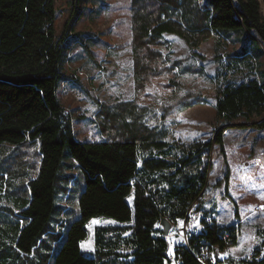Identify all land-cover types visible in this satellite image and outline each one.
<instances>
[{"label":"trees","instance_id":"obj_1","mask_svg":"<svg viewBox=\"0 0 264 264\" xmlns=\"http://www.w3.org/2000/svg\"><path fill=\"white\" fill-rule=\"evenodd\" d=\"M260 1L264 6V0H130L135 97H147L146 86L173 75L179 64L166 66L165 34L178 37L193 51L215 33H253L261 45L259 56L264 55ZM78 5L79 0L71 1L70 16L57 35L54 0H0V145L38 144L33 175L24 195L14 201L19 214L12 221L3 216L8 220L0 226V264H200L203 253L216 257L217 250L235 247L239 226H219L212 209L203 213L212 218L207 233L191 240L188 248L177 246L172 257L160 226L161 219L171 227L184 219L193 203H197L195 212H201L206 158L213 144L225 165V174L215 186L223 184L234 219L264 201V173L251 156L225 152L224 129L202 144L168 142L164 132L145 125L131 102L99 107L96 126L104 141L75 139L57 86L63 79L64 45ZM247 50L236 56L252 59ZM224 76L215 88L216 120L229 125L242 119L252 124L234 128L264 130V70L260 81L236 82ZM140 151H148L149 156L139 165ZM228 156L234 158L233 168ZM72 170H77L81 186L74 218L65 223L61 219L65 209L56 198L74 180ZM101 218L122 227L95 229L94 255L87 256L81 251L87 225ZM202 239L206 244H200ZM217 264H264V234L249 259L227 257Z\"/></svg>","mask_w":264,"mask_h":264},{"label":"rangeland","instance_id":"obj_2","mask_svg":"<svg viewBox=\"0 0 264 264\" xmlns=\"http://www.w3.org/2000/svg\"><path fill=\"white\" fill-rule=\"evenodd\" d=\"M71 1L54 0L58 13L57 35L70 16ZM129 3L130 0H79L69 37L64 45L61 64L63 79L57 86L58 100L71 117L75 139L91 143L104 141L96 126L95 116L99 107L104 105L112 108L132 102L141 112L145 125L157 132H164L168 142L192 145L212 141L216 130L226 125L216 120L214 109L215 88L221 77L225 75L227 80L236 82L249 79L260 81L263 78L264 55L259 56L261 45L258 39L253 33L243 31L219 32L191 51L178 37L165 34L162 40L167 49L162 53L166 66H171L174 62L179 64L173 75L153 80L146 86L147 97L137 99L129 46ZM260 13L264 19L261 1ZM243 48L248 49L247 56H252V59L236 56ZM171 82L174 85L168 87ZM187 104L192 105L186 107ZM262 117L264 118V113ZM256 121L259 120L254 119L252 122ZM250 124L252 123L247 124L239 119L231 122L230 127L224 128L225 152L242 154L244 158L251 156L255 159L254 164L264 166V130L234 128ZM37 152L36 142L24 143L18 147L0 145V174L3 175L0 181L1 227H5L6 220H15L19 214L14 201L26 191L25 184L33 175L31 166L37 162ZM151 154L155 155V152ZM147 156L148 151H140L138 164ZM23 161L24 166L21 167L20 163ZM206 161L208 169L202 191L201 212L212 209L219 226L237 225L233 217V204L224 197L223 184L215 186V182L222 180L225 174L218 146H211ZM228 164L231 168L235 166L232 156H228ZM70 174L74 180L67 186L66 192L58 194L56 198L57 205L65 209L61 217L65 223L74 218L81 186L77 170H72ZM161 187H166V184L162 183ZM232 198L240 203L235 195ZM127 203L131 206V197L127 199ZM4 215L8 219H3ZM177 222L167 236L170 257L177 246L185 244L183 236L175 230ZM121 227L111 220L92 219L87 225V238L81 243L82 253L94 255L95 229ZM263 234V217H245L235 248L218 252L217 259L230 256L229 251L235 255V261L239 258L249 259L253 250L263 241ZM253 237L255 244L252 243ZM8 241L9 239L7 243ZM229 258L232 259L231 256Z\"/></svg>","mask_w":264,"mask_h":264},{"label":"built area","instance_id":"obj_3","mask_svg":"<svg viewBox=\"0 0 264 264\" xmlns=\"http://www.w3.org/2000/svg\"><path fill=\"white\" fill-rule=\"evenodd\" d=\"M197 203H193L189 208L184 219L177 222L175 230H177L185 241L184 246L189 247L191 240H196L197 238L205 235L207 233V226L211 224L212 218L205 216L201 212H195ZM200 244H206V241L202 239ZM216 249V248H215ZM226 250V249H225ZM217 250V254H218ZM227 258V257H226ZM226 258L218 260L214 253H203L202 257L199 259L200 264H217V261L222 262ZM260 258V257H259Z\"/></svg>","mask_w":264,"mask_h":264},{"label":"crops","instance_id":"obj_4","mask_svg":"<svg viewBox=\"0 0 264 264\" xmlns=\"http://www.w3.org/2000/svg\"><path fill=\"white\" fill-rule=\"evenodd\" d=\"M252 160H253V158H251ZM255 160V159H254ZM259 168L262 170V172L264 173V166L263 165H260L259 166ZM258 217V216H260V217H263L264 218V203H258V204H256L255 206H253V207H251V208H248L247 210H245L243 213H239L238 214V219H234V221H235V223H237V225L238 226H240V228H241V225H242V222H243V219L245 218V217ZM219 224V223H218ZM230 224H227V225H225V224H222V226H229ZM240 228H239V234H240ZM238 237H239V235H238ZM255 238H256V236H255ZM254 237L252 238V243H254V239H255ZM237 243H238V239H237ZM255 244V243H254ZM254 244L252 245V246H250V248H252L253 246H254ZM237 245V244H236ZM233 248H235V247H231L230 249H233ZM229 249V250H230ZM251 250V249H250ZM250 252V251H249ZM228 255H230L231 257H232V259H235L236 257H235V255H232L231 253H230V251H229V253H228ZM230 256H227V257H230ZM239 260H243L242 258H239Z\"/></svg>","mask_w":264,"mask_h":264},{"label":"water","instance_id":"obj_5","mask_svg":"<svg viewBox=\"0 0 264 264\" xmlns=\"http://www.w3.org/2000/svg\"><path fill=\"white\" fill-rule=\"evenodd\" d=\"M230 126H231L230 124L229 125H225V126H221L220 128H218L216 130V133H218L219 131L223 130L224 128H227V127H230ZM160 226L162 228L163 237H167L168 233H169V230L171 229V224L166 219H161L160 220Z\"/></svg>","mask_w":264,"mask_h":264},{"label":"snow or ice","instance_id":"obj_6","mask_svg":"<svg viewBox=\"0 0 264 264\" xmlns=\"http://www.w3.org/2000/svg\"><path fill=\"white\" fill-rule=\"evenodd\" d=\"M94 223H95V221H94Z\"/></svg>","mask_w":264,"mask_h":264}]
</instances>
